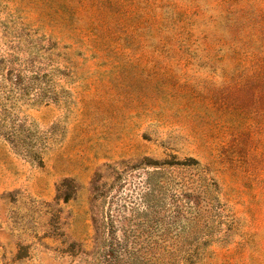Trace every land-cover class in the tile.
<instances>
[{
	"label": "rangeland",
	"instance_id": "rangeland-1",
	"mask_svg": "<svg viewBox=\"0 0 264 264\" xmlns=\"http://www.w3.org/2000/svg\"><path fill=\"white\" fill-rule=\"evenodd\" d=\"M1 57L51 99L1 98L0 264H92L94 191L151 171L204 175L200 264H264V0H0Z\"/></svg>",
	"mask_w": 264,
	"mask_h": 264
},
{
	"label": "trees",
	"instance_id": "trees-1",
	"mask_svg": "<svg viewBox=\"0 0 264 264\" xmlns=\"http://www.w3.org/2000/svg\"><path fill=\"white\" fill-rule=\"evenodd\" d=\"M11 61L0 58V138L24 155L30 153L22 125L9 119V106L20 99L39 103L51 99L39 84L37 71L13 67ZM35 90L38 92L35 93ZM34 91V92H33ZM4 96L8 104L4 106ZM45 99L43 100V102ZM156 170V169H155ZM144 184L117 179V191L102 186L94 191V210L91 211L93 241L92 264H200L217 240L215 235L223 221L212 210V199L198 173L199 185L185 181L182 188L168 193L157 171L147 172ZM124 185H129L121 193ZM191 186V187H189ZM167 188V189H166ZM219 238V237H218Z\"/></svg>",
	"mask_w": 264,
	"mask_h": 264
}]
</instances>
